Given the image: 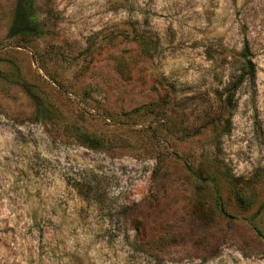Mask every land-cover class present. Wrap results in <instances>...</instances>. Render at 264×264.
I'll return each instance as SVG.
<instances>
[{
    "label": "rangeland",
    "instance_id": "1",
    "mask_svg": "<svg viewBox=\"0 0 264 264\" xmlns=\"http://www.w3.org/2000/svg\"><path fill=\"white\" fill-rule=\"evenodd\" d=\"M14 1L0 264H264V0H35L43 34L11 38Z\"/></svg>",
    "mask_w": 264,
    "mask_h": 264
},
{
    "label": "trees",
    "instance_id": "2",
    "mask_svg": "<svg viewBox=\"0 0 264 264\" xmlns=\"http://www.w3.org/2000/svg\"><path fill=\"white\" fill-rule=\"evenodd\" d=\"M44 18L40 17V10L35 0H15L14 7L12 10V15L10 23L7 29L8 37H15L17 35H37L41 36L44 32ZM242 66L240 72V81L241 82H251L255 77V64L251 59V54L248 46L247 39L244 38V45L240 53ZM17 82L26 90L27 94L31 98L35 108L36 115L41 117H47L49 110L44 103V100L32 89L28 87V84L22 77L17 75ZM231 91V90H230ZM232 93V92H231ZM232 95V94H231ZM228 95L226 99L220 102V107H232V96ZM220 115L212 118L210 123L220 122ZM230 130L228 123L222 125V130L220 134H227ZM92 141L100 143L99 139L92 138ZM100 145V144H98ZM89 147L95 149L97 144H89ZM193 171V170H191ZM217 198H220L218 190H215ZM264 206V202L262 204Z\"/></svg>",
    "mask_w": 264,
    "mask_h": 264
}]
</instances>
